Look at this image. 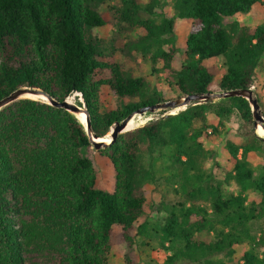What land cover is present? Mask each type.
Instances as JSON below:
<instances>
[{
    "label": "trees",
    "instance_id": "obj_1",
    "mask_svg": "<svg viewBox=\"0 0 264 264\" xmlns=\"http://www.w3.org/2000/svg\"><path fill=\"white\" fill-rule=\"evenodd\" d=\"M173 1L174 17L190 22L183 50L160 0H0V99L32 87L83 105L81 94L93 132L108 139L117 121L167 100L158 79L177 97L251 89L264 71V23L233 18L262 0ZM112 20L118 29L106 40L95 29ZM118 53L148 60L157 81L135 75ZM105 90L117 104L104 106ZM44 100L21 98L0 110V264H110L116 245L126 249L125 264H264V163L257 175L251 162L264 137L247 98L192 103L121 133L96 151L114 169L112 191L101 187L80 116ZM234 116L240 140L229 136ZM144 122L137 114L132 126ZM220 139L231 168L208 171ZM167 147L169 180L181 195L153 222L146 187L158 180L153 160ZM140 240L171 253L163 263L143 261ZM244 243L250 248L239 256Z\"/></svg>",
    "mask_w": 264,
    "mask_h": 264
},
{
    "label": "rangeland",
    "instance_id": "obj_2",
    "mask_svg": "<svg viewBox=\"0 0 264 264\" xmlns=\"http://www.w3.org/2000/svg\"><path fill=\"white\" fill-rule=\"evenodd\" d=\"M151 1L152 0H141V3L145 5L147 3H150ZM160 1H161V4L164 5V8H163L164 12L169 17L174 18L177 46L179 50H183L185 48L186 38L190 30V22L186 18H180L177 16L174 17V1L173 0H160ZM110 4H114V2H111ZM103 10H105V12L108 11L111 13V10L108 8V4L103 7ZM156 11L158 13H161L160 12L161 10H156ZM233 19H236L243 23H248L252 26H256L261 23H264V0H262V2L258 3L256 6H254L251 12L247 14H238ZM112 21L113 23H109L105 25L104 27H102L101 29L96 28L95 32L99 33L106 40H109L114 35L115 31L118 29V26L115 24L116 20H112ZM126 40L127 38H124V41ZM117 58L120 61H122L126 65V67L131 68L135 75H145L150 80L157 79L155 73L152 71L149 61L144 59L141 55L140 56L138 55L137 58H134L132 56H125L122 53H118ZM179 62H180V56L178 58V63ZM216 62L219 63V65L221 66L222 60L218 59L216 60ZM224 72H225V69L222 67V74ZM157 83L159 87L165 91L167 100L177 98L176 95L178 93H177L176 88H174L173 91H171L168 83L161 81V79L160 80L158 79ZM253 91H254V95L257 96L259 100L262 102L261 110L264 115V71L263 70L260 71L258 79L254 83ZM37 97L46 98L42 95H39ZM35 99H38V98H35ZM71 100L73 101V98ZM130 100H133V99H125L122 101V104L124 102H129ZM135 100H139V98H136ZM118 101L119 99L117 97L113 96L106 90L104 91V94H103L104 106H110L111 103L117 104ZM174 109L157 110L156 112H147L145 114H141V116L144 117L145 122L137 125L136 127H133L132 126L133 119L137 116L135 115L134 118L130 122V126L128 130L142 126L148 123L149 121H151L152 119L160 117L162 114L164 115L166 113L174 111ZM183 109H185V106L180 110L177 109L176 112H179ZM136 114H140V113H136ZM78 115L83 121L86 122L85 112H80L78 113ZM239 124L240 122L237 120L236 116H234L229 121H227V125L230 128L231 127L233 128V131L230 132L229 136L236 140H240V137L235 133V129L239 127ZM256 132L259 133V135H264V127L260 125L259 127L256 128ZM107 135L111 136V133L109 132ZM223 146H224L223 139H220L215 144V147L219 154L217 157L207 160L205 164V168L208 171L213 169L214 171H218L222 173L231 168L230 164L228 165L224 161L225 159L223 156ZM171 150H172V147H167L164 149V152L166 153V155L155 157V159L153 160V166L158 175V180L156 182L150 183L146 187L147 202H146V207H145V217L153 222L160 220V218H164V215H166L167 208L163 206L164 204L169 205L172 201H176L180 199L181 194L177 193L172 188L173 186L177 188H180V187L177 185H172V181L169 180V177L171 176L173 172L169 168V165L171 162L167 154H169ZM96 151L98 150L93 146L90 150L87 151V153L90 156H92L97 163L98 175H99L101 187H103L104 189L108 191H112L114 188V184H115L114 169L110 163V160L107 157L102 156L100 153ZM216 160L221 163L223 168L217 167ZM251 162L253 166L255 167V169H257V175H258L261 172V167H262V164L264 163V151L262 153L252 154ZM234 188L235 187H231V189H234ZM260 226H263L262 222L255 223V226H254L255 233L259 232ZM249 248H250V245H248L247 243L240 245L238 255L242 256L244 251ZM125 252H126V249L124 245L114 246L109 256L110 264H125V261H124ZM170 253L171 251L164 250L160 246L158 241L152 242L150 246H145L140 240L138 242V246L136 250V254L140 256L143 261H154L158 263H163L166 257V254H170Z\"/></svg>",
    "mask_w": 264,
    "mask_h": 264
},
{
    "label": "water",
    "instance_id": "obj_3",
    "mask_svg": "<svg viewBox=\"0 0 264 264\" xmlns=\"http://www.w3.org/2000/svg\"><path fill=\"white\" fill-rule=\"evenodd\" d=\"M26 93L45 95L48 100L47 101L44 100V101H46V102H48L54 106H57L60 108H65L75 115L77 113H80V112H85L86 123H84V121L80 120L78 117L77 118L84 125V127H85V129H86V131L90 137L91 142L93 143L94 147L97 150L105 148L108 145H111L113 142H115L117 137L121 133L125 132V129L129 123V121L131 120V118L136 113L145 114L147 112H156L157 110L174 109V108H178V107H182V106H185V109H186L192 103L193 104L205 103V102H208L210 100H212V101L219 100L221 98L228 97V96H242V97L247 98L251 104V107H252L256 128L258 127L259 123L264 127V115H263L262 110H261V104H260L259 98L254 95V91L252 89H235V90H231V91H227V92L191 93L188 95L179 96L175 99L164 100V101L155 103L153 105L143 106V107L139 108L138 110H136L134 113L130 114L125 119H123L122 121H117L112 126V128L110 130L111 136H110V139H108V140L103 139L104 137H100L93 132L90 112H89V110H88V108L84 102V98L82 95L80 96V98H81V101L83 102V105H79L76 102L70 101L69 98L65 99L64 101H58L53 96L46 93L45 91H43L40 88L22 87V88H19V89L13 91L12 93L3 97L2 99H0V110L2 108H4L5 106H7L8 104H10V103H12L18 99L31 98V97H25ZM41 100H43V99H41ZM176 113H178V112H169V113L164 114L163 116L173 115ZM258 135H259V133H258ZM260 136L263 137L262 135H260Z\"/></svg>",
    "mask_w": 264,
    "mask_h": 264
},
{
    "label": "bare ground",
    "instance_id": "obj_4",
    "mask_svg": "<svg viewBox=\"0 0 264 264\" xmlns=\"http://www.w3.org/2000/svg\"><path fill=\"white\" fill-rule=\"evenodd\" d=\"M28 95H30V96H28ZM27 96H28V97H31V98H36L35 96H39V95H37V94H33V93H26V94H25V97H27ZM42 96L46 97L45 95H42ZM46 98H47V97H46ZM38 99H40V98H38ZM47 100H48V99H47ZM47 100H46V101H47ZM69 100L72 101V100L70 99V97H69ZM180 108H181V107H180ZM180 108H175L173 112H176L177 109L179 110ZM77 114H78V113H77ZM77 114H76V116H77ZM135 115H137V114H135ZM135 115H134V116H135ZM134 116L131 118V120L134 118ZM131 120L129 121V123H128L126 129H125V131L129 129V126H130V122H131ZM84 123H86V122H84ZM260 125H261V124H259L258 127H259ZM262 136H263V135H262ZM104 138H105V137H104ZM104 138H103V139H104ZM108 139H110V136L108 137ZM108 139H105V140H108Z\"/></svg>",
    "mask_w": 264,
    "mask_h": 264
},
{
    "label": "built area",
    "instance_id": "obj_5",
    "mask_svg": "<svg viewBox=\"0 0 264 264\" xmlns=\"http://www.w3.org/2000/svg\"><path fill=\"white\" fill-rule=\"evenodd\" d=\"M253 88H254V85L251 87V89L253 90ZM78 94H80V93H78ZM80 96H81V94H80Z\"/></svg>",
    "mask_w": 264,
    "mask_h": 264
}]
</instances>
